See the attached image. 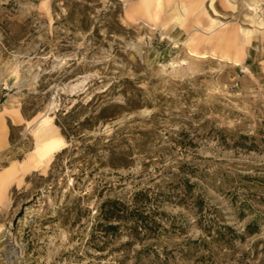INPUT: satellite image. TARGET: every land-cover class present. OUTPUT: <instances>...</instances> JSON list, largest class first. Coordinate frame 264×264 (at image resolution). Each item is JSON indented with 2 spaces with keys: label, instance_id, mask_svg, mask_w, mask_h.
I'll list each match as a JSON object with an SVG mask.
<instances>
[{
  "label": "rangeland",
  "instance_id": "374dc122",
  "mask_svg": "<svg viewBox=\"0 0 264 264\" xmlns=\"http://www.w3.org/2000/svg\"><path fill=\"white\" fill-rule=\"evenodd\" d=\"M0 182V264H264V0H0Z\"/></svg>",
  "mask_w": 264,
  "mask_h": 264
},
{
  "label": "trees",
  "instance_id": "16d2710c",
  "mask_svg": "<svg viewBox=\"0 0 264 264\" xmlns=\"http://www.w3.org/2000/svg\"><path fill=\"white\" fill-rule=\"evenodd\" d=\"M142 192H136L130 203L119 199H106L96 208V222L94 226H100L104 231H113L118 223L131 218L135 222L147 224L146 216L136 207V202L141 200ZM102 220V222H100ZM247 232H251L250 224L246 226Z\"/></svg>",
  "mask_w": 264,
  "mask_h": 264
},
{
  "label": "bare ground",
  "instance_id": "6f19581e",
  "mask_svg": "<svg viewBox=\"0 0 264 264\" xmlns=\"http://www.w3.org/2000/svg\"><path fill=\"white\" fill-rule=\"evenodd\" d=\"M45 126V125H44ZM47 126H48V124H47ZM38 129V128H37ZM44 136H45V139L42 141V143L38 146V147H36L37 149H36V156H38L37 158H39V159H42V160H45V159H49L51 156H52V154L54 153V152H56L59 148H60V144H62L61 143V140L60 139H62V138H60V139H57V138H55L54 137V133H53V136L51 135V132H47V133H45L44 134ZM31 156V155H30ZM29 159V158H28ZM36 160V159H35ZM37 161H39V160H37ZM27 162V161H26ZM35 162V161H34ZM49 162V161H48ZM41 163V162H40ZM26 164V163H25ZM34 164V163H33ZM38 168V167H37ZM6 174H8L7 172H6ZM6 174H4V176L6 175ZM12 177V176H11ZM10 179V178H9ZM8 179V180H9ZM1 182H2V180H1ZM0 182V183H1ZM6 182V181H5ZM2 184V183H1ZM4 185V184H3ZM3 187V186H2Z\"/></svg>",
  "mask_w": 264,
  "mask_h": 264
}]
</instances>
